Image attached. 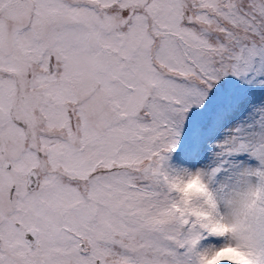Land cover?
<instances>
[{"label": "snow or ice", "instance_id": "6c2138e0", "mask_svg": "<svg viewBox=\"0 0 264 264\" xmlns=\"http://www.w3.org/2000/svg\"><path fill=\"white\" fill-rule=\"evenodd\" d=\"M227 248L264 264V0H0V264Z\"/></svg>", "mask_w": 264, "mask_h": 264}, {"label": "clouds", "instance_id": "9594fccd", "mask_svg": "<svg viewBox=\"0 0 264 264\" xmlns=\"http://www.w3.org/2000/svg\"><path fill=\"white\" fill-rule=\"evenodd\" d=\"M186 191H188V192H195V191L202 192L203 187L199 183V181H191L186 186ZM217 230L223 232L226 229L224 226H218ZM225 259L232 261V262H235V264H246L245 254L242 253L241 251H239L237 249H233V248H227V249H224V250L216 253L213 257L206 260V264H220V262L225 260Z\"/></svg>", "mask_w": 264, "mask_h": 264}]
</instances>
